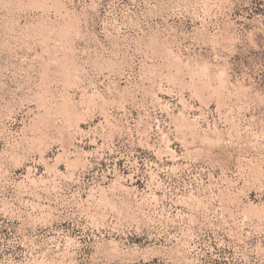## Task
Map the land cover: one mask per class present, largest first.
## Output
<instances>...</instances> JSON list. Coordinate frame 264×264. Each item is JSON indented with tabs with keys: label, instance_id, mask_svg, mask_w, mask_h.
I'll use <instances>...</instances> for the list:
<instances>
[{
	"label": "rangeland",
	"instance_id": "374dc122",
	"mask_svg": "<svg viewBox=\"0 0 264 264\" xmlns=\"http://www.w3.org/2000/svg\"><path fill=\"white\" fill-rule=\"evenodd\" d=\"M0 264H264V0H0Z\"/></svg>",
	"mask_w": 264,
	"mask_h": 264
}]
</instances>
